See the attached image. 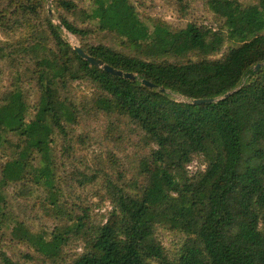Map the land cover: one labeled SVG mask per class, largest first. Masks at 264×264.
I'll use <instances>...</instances> for the list:
<instances>
[{
	"label": "trees",
	"instance_id": "1",
	"mask_svg": "<svg viewBox=\"0 0 264 264\" xmlns=\"http://www.w3.org/2000/svg\"><path fill=\"white\" fill-rule=\"evenodd\" d=\"M175 2L183 11L184 0ZM202 2L213 24L176 27L140 15L143 0H51L58 26L47 0H0V242L21 247L20 258L264 264V66L253 71L264 63V0ZM63 30L88 56L156 88L90 67ZM77 82L94 89L74 98ZM94 114L131 121L155 146L135 163L139 185L118 169V183L104 184L112 211L101 223L76 194L94 175L70 171L72 185L61 176L72 159L70 133L81 115ZM193 158L204 170L189 175ZM14 187L21 193L12 197ZM159 230L181 238L174 254ZM74 241L83 250L67 259Z\"/></svg>",
	"mask_w": 264,
	"mask_h": 264
},
{
	"label": "rangeland",
	"instance_id": "2",
	"mask_svg": "<svg viewBox=\"0 0 264 264\" xmlns=\"http://www.w3.org/2000/svg\"><path fill=\"white\" fill-rule=\"evenodd\" d=\"M143 3V9L139 10L140 15L161 18L172 26L180 27V24L191 21L204 26L213 24L212 18L206 12L202 0H184L183 11H180L181 8L178 7L175 0H143ZM50 8L54 14L53 7L50 6ZM62 38L71 47H80L78 40L69 33L63 32ZM4 86L5 83L3 82ZM73 87L71 94L74 98L94 89L91 84L84 82H77ZM91 118L88 119L87 116L83 117L81 115L82 123L76 126L73 133H70V144L73 149L72 159L67 161L68 166L61 176L65 178V185H72L71 179L67 176L70 171L77 170L82 173L88 172L87 175H94L93 182H90V185L85 189L77 191L76 194L89 206V216L94 223H101L105 221L108 213L112 211V205L109 202V196L104 184L109 182L108 187L107 184L105 185L109 190L111 186L118 183L116 179V169H118L119 173L126 177L127 182H136L139 185L141 180L137 176L135 163L138 159L147 157L151 150L155 149V146L143 139V134L131 121L124 123L120 122L121 118H107L99 114H94ZM78 138L83 139L84 143L78 144ZM65 141L61 139L59 144L54 147V158L58 162ZM84 145L88 146L83 147ZM114 161L116 162V167H114ZM186 169L189 175H194L203 171L204 165L200 162V158H193L187 164ZM74 185H77V182ZM9 193L10 196L14 197L21 191L18 187H14V190L9 189ZM16 202L20 204L19 200H16ZM41 223L52 228V223L45 218H43ZM3 232L7 235V232L4 230ZM180 239L177 234L159 230V240L170 254L175 253ZM82 250L83 245L74 241L71 248H66L67 259L72 257L74 253H81ZM21 252H23L21 247L13 245L4 239V243L0 242V264H4L3 257L13 263L34 264L20 258Z\"/></svg>",
	"mask_w": 264,
	"mask_h": 264
},
{
	"label": "water",
	"instance_id": "3",
	"mask_svg": "<svg viewBox=\"0 0 264 264\" xmlns=\"http://www.w3.org/2000/svg\"><path fill=\"white\" fill-rule=\"evenodd\" d=\"M50 6H52L51 5V0H47V11H48V15H49L50 18H52L53 23L55 25H58L59 26L58 21L53 18L54 17V14L52 13ZM72 48H73V51L78 55V57L82 61L86 62L90 67L99 69V70L103 71L104 73H106V74H108V75H110L112 77H116V78L128 80V81H130L132 83H134L136 81H139L140 82V85L143 86V87H145V88H156V86L152 85L151 83H149V82H147L145 80H142V79H138L137 76L135 74H133V73H124L122 71L116 70V69H114V68L106 65L102 61H100L98 59H95V58H93L91 56H88L78 46H72ZM262 66H264V63L263 64H258L256 66H254L253 67V71L256 72ZM158 92L159 93H167L163 88H159L158 89ZM230 94L231 93H227L222 98H226ZM170 96L173 97L177 102H183V103L188 102L186 99H184L181 96H177V95L172 94V93H170ZM211 102H212V100H193V101H191V103L193 105H200V104L211 103Z\"/></svg>",
	"mask_w": 264,
	"mask_h": 264
}]
</instances>
